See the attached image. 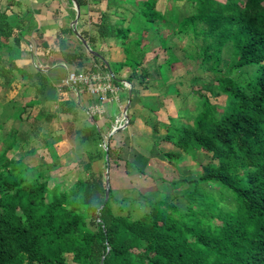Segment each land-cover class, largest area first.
Segmentation results:
<instances>
[{
    "label": "trees",
    "instance_id": "1",
    "mask_svg": "<svg viewBox=\"0 0 264 264\" xmlns=\"http://www.w3.org/2000/svg\"><path fill=\"white\" fill-rule=\"evenodd\" d=\"M182 1L179 13L169 18L154 10L153 0L131 11L116 4L114 18H102L98 26V36L113 39L121 49L122 57L107 65L113 74L130 68L127 83L146 76L140 68L145 52L142 33L155 20L170 31L160 39L167 51L159 70L163 82L174 60L169 39L198 40L191 52L183 49L185 57L212 76L202 90L213 98L225 96L221 107L203 98L199 117L190 124L176 119L165 125L146 122L152 132L160 126L164 141L192 160L199 152L210 156L200 177L181 174L173 183L186 186L182 207L172 211L137 195L128 202L144 205L146 212L132 217L121 213V206L114 212L111 203L117 201L110 189L103 201L100 176L81 179L78 187L72 183L61 191V184L49 174L57 168L53 145L58 140L42 133L48 162L29 166L18 161L9 166L5 154L30 138L11 128L0 134V264H68V257L72 264H139L133 251L159 254L162 261L157 264H264V0ZM6 26L0 13V30ZM232 47L245 61L220 70L222 50ZM8 68L6 72L0 68L1 86L8 84L14 67L9 63ZM111 81L118 84L115 77ZM130 93L136 92L131 88ZM34 104L35 99L16 108V121L22 122L21 115ZM38 135L33 128L32 136ZM161 156L167 162L179 158L171 153ZM204 184L213 186V194L202 190ZM88 218L94 219L93 231Z\"/></svg>",
    "mask_w": 264,
    "mask_h": 264
},
{
    "label": "crops",
    "instance_id": "2",
    "mask_svg": "<svg viewBox=\"0 0 264 264\" xmlns=\"http://www.w3.org/2000/svg\"><path fill=\"white\" fill-rule=\"evenodd\" d=\"M146 1L148 0H0V13L4 15L7 23V26L0 30V68L6 72L9 69V63L14 67L8 72V84L0 85V124L4 126V123L13 116L16 108L24 106L33 99L37 101V104L30 108L42 109L51 104L58 109L59 113L67 115L80 113L90 119L83 111L91 103V99L85 94L74 93L64 84L65 76L70 71L107 73L117 79L115 83L118 84L113 82L112 84L118 88V101L105 102L102 105L104 116L99 117L105 120V123L111 122L117 114L118 106L122 108V112L125 108L124 114L128 115L127 128L124 127L122 131L124 135L131 136L130 142L133 148L132 153H134L132 160L137 159L138 162L147 164L150 161L149 155L154 153L156 156L162 153L177 154L179 158L172 163L160 156L164 161L161 162L162 165L174 170L176 175L180 173L187 175V171L188 174L196 177L197 175L192 174L190 170L193 160L164 141V130L160 126L156 128V132H152L146 123L150 117L152 121L165 125L170 119L176 116L178 118L179 115L192 122L199 117L200 104L204 98L202 97L201 103L197 105L198 109L192 112L184 109L176 113L177 107L173 110L175 105H172L171 98H174L178 91L173 83H167V81L171 79V69L180 66L182 61L176 53L178 46L172 39H169L167 44L174 60L165 70L167 78L165 82L160 78L159 71L167 59V51L160 39L167 38L166 36L170 34L169 28L155 20L151 27L142 33V46L145 52L140 68L146 71V76L144 78L137 76L138 78L132 79L130 83L125 81L131 76L130 68L121 67L116 74H113L107 65L122 57L121 49L116 46L113 39L98 36L100 19H113L116 4H121L123 8L131 11L134 6L141 7ZM167 1L169 0H153L154 10L157 11L158 3ZM74 2L78 5V12ZM157 12L161 17L175 16L167 13L165 9ZM162 26L168 32L158 29ZM161 34L164 35L161 36ZM146 36L156 37V41H145ZM82 41L86 43L89 53L85 51ZM100 47L108 51L105 58L98 52ZM116 49H119L121 53L118 56L112 55ZM159 50H162L163 62L158 61L157 51ZM150 51L157 56L145 61V56ZM149 64L153 65V68L147 70ZM147 80L150 84H145ZM123 82L128 85L129 90L122 87ZM171 86L176 94L171 92L164 95L165 88ZM131 88L136 92L135 94L130 93ZM38 89H40L39 92ZM25 99L26 101L23 102ZM207 101L209 102L208 98ZM149 110H152V113ZM50 113L53 115L55 112ZM148 149L150 152L147 151ZM180 164H184V169ZM124 174L126 175L125 172ZM173 183L169 185L173 186Z\"/></svg>",
    "mask_w": 264,
    "mask_h": 264
},
{
    "label": "rangeland",
    "instance_id": "3",
    "mask_svg": "<svg viewBox=\"0 0 264 264\" xmlns=\"http://www.w3.org/2000/svg\"><path fill=\"white\" fill-rule=\"evenodd\" d=\"M215 1L225 3L228 0ZM236 1L242 2L243 0ZM184 4L182 0L177 2L169 0L165 3H158L156 5V10L163 11L165 9L167 13L178 14ZM158 29L160 31L164 30L163 32L165 33L168 32L163 26ZM163 35L161 34V36ZM147 37L148 36L144 38L145 41H156V37ZM171 39L178 46L176 47L179 51L177 50L176 53L181 57L182 61L180 66L171 69V79L167 81V83H173L178 91L176 96L171 98V101L173 100L172 105H175L173 106V110H175V107H177L176 113L179 110L180 113L181 110L184 109L188 112H192L195 109L197 110V105L201 103L202 97L208 98L209 102L213 105L219 107L223 106L224 96L221 95L217 98L210 97L209 93L201 88V83L211 81L212 76L208 73L199 71L196 68L195 62L185 57L183 49L191 52L193 46L198 44L199 41L183 36L177 38L172 37ZM85 51L89 53L86 48ZM98 52L105 58L108 51L100 47ZM153 53L150 51V53L145 56V61L157 56L153 55ZM157 53H159L158 61L163 62L162 60L164 57L162 50L157 51ZM118 54H121L119 49L114 50L112 53V55L116 56H118ZM243 61H245V58L238 56L233 47L226 51L223 50L219 69L225 70L232 64ZM152 68L153 65H150L147 70ZM161 72H163L162 68ZM145 84H150V81L147 80ZM165 92L167 94L171 93V88H165ZM25 101L26 99L23 100V102ZM50 112L55 113L52 115ZM16 114L17 112L14 110V116H11L9 120L4 123L0 134L2 135L13 128L19 130L18 132L21 133L23 137L26 133L30 138H28L29 142H27V144L16 146L5 154V158L7 159L6 162L9 166L14 165L18 161L29 166H36L48 162L49 158L42 147V133H44L46 139L58 140V142L53 145L58 156L56 162L57 168L49 174L56 178V183L61 184V191L72 183H75L76 187H78L81 179L85 180L90 177L96 178L100 176L102 187H105V181H107L112 198L117 201L111 203L112 211L115 212L117 207L121 206V213L124 214L128 212L132 217H137L139 214L147 211L144 205L138 206L135 202H128V200L135 198L137 195L148 196L151 200L157 201L172 211H175L176 208H180L184 203V195L182 192L186 186L169 185L176 182L181 173L180 175H176L174 170L164 167L161 163L164 161L160 157V154H157V156L155 153L154 155H149L150 161L147 164L138 162L137 159L132 160L134 153H132L133 148L130 142L131 136H129V134L124 135L122 131L127 128V124H124L128 119V115L125 114L124 116L121 107L118 106L116 116L111 122L107 123H105V120L100 119L104 114L100 117L87 119L80 113L73 115L59 113L58 109L52 107L51 104L42 109L28 107L26 112L21 115L22 119H24L20 123L15 119ZM176 117L174 119L179 120L181 123L190 124L191 122L188 119L182 118V115H179L178 118ZM147 120L150 123L152 118L148 117ZM29 125L35 127H30ZM33 128H37L39 133L38 137L32 136ZM113 128L117 129L113 131ZM2 148L3 146L0 142V152ZM31 150H33L34 153L27 154V152ZM147 151L150 152L149 149ZM208 162H211L210 156L203 152H199L195 160L190 164L192 166L190 169L191 172H193L192 174L200 177L202 175L201 167ZM180 166H182V169L185 167L184 164H180ZM170 168H172V166ZM186 174H188L187 171ZM202 190L208 194H213L214 188L209 184H204L202 185ZM123 200L127 201L123 202ZM93 220V218L86 219L90 231H93ZM133 255L138 259L139 264H157L162 261L159 254L146 251H133ZM67 263L72 264L69 257L67 258Z\"/></svg>",
    "mask_w": 264,
    "mask_h": 264
},
{
    "label": "built area",
    "instance_id": "4",
    "mask_svg": "<svg viewBox=\"0 0 264 264\" xmlns=\"http://www.w3.org/2000/svg\"><path fill=\"white\" fill-rule=\"evenodd\" d=\"M109 74L81 73L70 71L66 74L64 84L76 94H85L91 103L84 109V114L90 119L104 114L103 104L107 101L117 102L118 88L112 84ZM122 87L129 90L123 82ZM116 122V121H115ZM126 125V122L125 124ZM117 128H113L115 131Z\"/></svg>",
    "mask_w": 264,
    "mask_h": 264
},
{
    "label": "water",
    "instance_id": "5",
    "mask_svg": "<svg viewBox=\"0 0 264 264\" xmlns=\"http://www.w3.org/2000/svg\"><path fill=\"white\" fill-rule=\"evenodd\" d=\"M74 6H75V9L76 11L78 12V5L74 2ZM82 45L88 50L90 51L88 48H87V45L84 41H82ZM125 113V108L123 110V114ZM125 115V114H124ZM108 182L105 181V187H104V197H103V201H105L107 199V196H108Z\"/></svg>",
    "mask_w": 264,
    "mask_h": 264
}]
</instances>
